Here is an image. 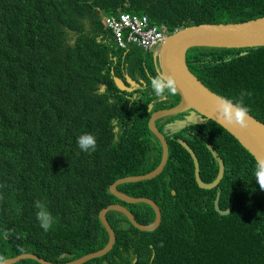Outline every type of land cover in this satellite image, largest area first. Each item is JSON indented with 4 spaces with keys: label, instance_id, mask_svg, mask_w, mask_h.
Here are the masks:
<instances>
[{
    "label": "trees",
    "instance_id": "1",
    "mask_svg": "<svg viewBox=\"0 0 264 264\" xmlns=\"http://www.w3.org/2000/svg\"><path fill=\"white\" fill-rule=\"evenodd\" d=\"M98 9L108 15L119 10L145 15L163 26L166 33H172L202 22H236L263 16L264 0H0V217L8 211L6 207L17 206L12 214L16 224L27 217L39 224L34 197L43 196L52 203L61 200L73 209L76 201L92 189L102 196L99 211L118 201L108 192L112 182L149 171L159 163V158L141 162L139 171L135 158L141 155L134 152L145 140L150 148L148 104L154 92L149 89L141 98L143 103L120 94L125 101L122 105L113 95L119 88L112 69L115 75L122 76L125 71L134 75L131 69L138 61H146L141 52L151 53L136 44L126 49L116 47ZM87 22L102 39L94 45L79 40L85 50L78 56L82 64H69L61 54L67 28L71 24L80 29ZM244 51L248 52L241 55ZM187 62L210 89L233 103L242 97L248 112L264 121V46L192 47ZM226 67L240 75L235 77L231 71L225 74ZM101 84L107 85L105 93L99 92ZM115 126H120L118 140L113 138ZM198 127L202 134L194 132L182 138L198 155L206 181L218 174L206 144L212 143L223 156L229 169L220 184V205L227 208L235 196V208L226 215L216 211L217 189L198 186L189 152L178 140H170L171 160L161 175L120 186L133 196L153 197L162 209L161 224L155 231H140L112 212L117 244L107 255H111L109 264H134V254L139 257L135 264H148V258L137 250L150 242L156 244L159 256L152 264H264V191H260L264 189V172L218 123L209 120L192 126L194 130ZM190 130L182 129L176 136ZM85 132L97 139L95 151L90 153L80 152L75 143L76 137ZM245 164L259 172V186L258 174H249ZM169 181L189 183L197 191L192 196L181 193L185 202L172 207L166 201ZM128 207L143 223L155 219L154 208L146 203ZM97 222L102 228L99 219ZM95 232L105 235L106 243L104 229ZM63 238L64 233H57L52 226L43 231L41 239L33 241H42L36 253L55 260ZM16 253L10 240H0V259Z\"/></svg>",
    "mask_w": 264,
    "mask_h": 264
},
{
    "label": "clouds",
    "instance_id": "2",
    "mask_svg": "<svg viewBox=\"0 0 264 264\" xmlns=\"http://www.w3.org/2000/svg\"><path fill=\"white\" fill-rule=\"evenodd\" d=\"M65 6L68 7V4H66ZM97 11L99 12L101 22L103 24L104 29L109 32L108 36L111 37L114 45L118 48L126 49L131 44H135L134 42L127 41L128 31H126V30L122 31L120 29H117L114 25L111 24V20L113 18H120V16L122 14H130L132 16H137V17H147L149 20V26L155 27L163 33V35H164L163 38L160 41L154 43L150 48L146 49L143 46L136 44L138 47L142 48L145 52L151 53L153 64H154L153 59L156 62V66H157V71L155 70L156 71V77H153L151 79V89L154 92V94L156 96H161L164 94L163 97H167L165 102L169 101V102L173 103L175 101L174 105H172L171 107L158 109V110L153 111L152 113L150 111L152 110L154 105L149 102L150 104H152V105L148 104V111L150 112V118L157 111L169 110V109L177 106L181 102L182 97L175 90L174 81L170 77L161 76L162 63H161L160 54H159V50H160V48L164 42V39L167 38V36L171 35L173 32L172 33H166L164 31L163 26L152 23L150 18L148 16H145V15H137V14L130 13V12H124L122 10H119L117 13L109 14V15L103 13L102 9H98ZM259 17H261V16H259ZM256 18H258V17H256ZM252 19H255V18H252ZM236 22H242V21H236ZM202 23H207V22H202ZM210 23H213V22H210ZM178 29H180V28H178ZM178 29H176V30H178ZM101 39H102V36L97 34L95 27L92 24H90L89 22H87L86 25L84 27H81L80 29H77L76 26H72L70 24V26L67 28V32H66V41L64 42V44L61 47V54H62L64 60L66 62H68L69 64L77 63L78 65H81L82 62L78 60V56H80L81 54H84L85 50L79 44V40L94 45L95 43L97 44L98 42H100ZM254 47H259V46H254ZM233 48H237V47H233ZM239 48H245V47H239ZM247 52L248 51H244V52H241L240 54L244 55ZM187 54H188V52H187ZM113 59L116 61L117 57H113ZM143 62H145V61H143ZM186 64L188 66L190 73L194 77H196V79L198 81H200L204 86L209 88L204 83V81L202 79H200V77L197 73V70L196 69L193 70L190 67L187 60H186ZM146 65H147V63H146ZM123 67H124V65H122V68ZM148 67H150V66H148ZM231 68L234 69L235 66H232ZM232 69H230V68L227 69V67H226L225 74L229 73L231 71V73L235 77L240 75L236 70H232ZM125 73H127V75H125ZM112 74L114 75L115 83H116V78H118V79H121L125 85V87L123 89H121L116 83V86L119 88V91L113 92V95L118 99V103L120 105H122L125 102L119 96L120 94L123 95L125 98H129L131 100H136V98L139 100V97L141 95L140 96L138 95L137 97L134 96L135 93L140 91L138 88L137 89L133 88V86H136V82H137L135 74L130 75L127 71H125L122 76L115 75L114 69H112ZM222 77L223 76H221V78ZM128 78H130L131 81H128ZM137 83H139V82H137ZM140 85H142V83H140ZM106 90H107V85L101 84L99 92L105 93ZM210 90H212V89H210ZM212 91L215 92L217 95H220L216 91H214V90H212ZM130 93H133V94H130ZM168 93H172V94L168 95ZM223 98H225V97H223ZM225 99H227V98H225ZM160 101H161L162 106H158V107L165 106L162 104L164 101H162V100H160ZM228 101H230V100H228ZM72 104L70 106H72ZM167 104H169V103H167ZM183 113H186V116L184 118H181V119L176 118L172 122L164 124V127H165L164 131L160 130V128L157 126L156 121L161 120V122L163 124L164 121L162 119L170 117L171 114L156 118L155 125H156L158 131L162 134L163 139H161L157 133L153 132L150 129V126H149L150 118H149V120H148V126H149V130H150L149 138L152 141L150 143V148L148 149V142L145 140L140 146H138L135 149V151H134L135 155H138V154L141 155L139 158H135V159H136V163L139 166V171H140L141 162H143V163L154 162L156 159L159 158V163L157 164L156 167H154L153 169H151L149 171H146L143 173H138V174L123 176V177L116 179L114 182H112L108 187V192L111 195H113L114 197H116L118 199V201L112 202V203L108 204L107 206L102 207L98 211V209L102 203V196L99 192H96L95 190H92V189H89L88 195L82 196V197H80V199H78L76 201L73 209L70 208L69 206H66L61 200L57 201L56 203H52L51 200L46 199L43 196H41V198L34 197L33 206L37 210L36 211V220L38 221L39 224L31 221L28 217L21 224L14 223L12 220V214H13V212L17 206L6 207V209L8 211L6 212V214L4 216L0 217V240H10L12 250L16 251L17 253L13 256H7V257L0 259V264H42L41 259L47 260L53 264H109L110 260H111V255H109V256H107V255L114 249L115 245L117 244V232H116L115 227L112 224V212H115V215H114L115 218H119V216H116V213L121 214L124 219H128L129 222L135 228L139 229L140 231H145V232L155 231L160 226L161 221L154 230H145V229L137 226L135 223L133 224L132 220H130V218L127 216V214L125 212H123L122 210L111 209V210L106 212L105 217H106V222L114 231L115 242H114L113 246L108 251H105V252L100 254V252L103 251L104 248L108 246V244L110 243L111 237H112V232L110 231L109 227L107 225H105L102 221L101 211H103V210H105L108 207L113 206V205L115 207H118V208L125 207L132 214L136 223H139V224L144 225V226H150L155 222L156 216H155V219L150 223H143V222L139 221V219L136 217L135 213L132 212V210L128 207V204H136L137 205V204L146 203V204L150 205L149 203L143 202V201L127 202L125 200H122L120 198V196H118L115 192H113L111 190V187L120 180L147 175V174L155 171L156 169H158V167L162 164V161L164 158V141L166 140L167 145H168V156H167L166 162H165L162 170L158 174H156L155 176H153L151 178H144L141 180H134V181H123V182H120L116 185V191L118 193L130 198V199L145 197V198H150L156 202V200L149 195L133 196V195L123 191L122 189H120V186L123 184H132V183L142 182V181H146V180H151V179H154V178L158 177L159 175H161L165 171L169 161L171 160V155H170L171 143H170V140H173V139L178 140L179 144L182 145V147L186 150H187V148L185 146H187V144H188L189 147L191 148V150H193L195 152V150L192 148L190 143L187 140H184V138L171 137L172 134L175 133V130H176L175 126L179 125L180 128H183V129L190 127V129L196 133V130H194L192 128V126L203 125L207 121L212 120V119H207L205 122L199 123V124L192 123L190 121H187L186 117L191 116L192 114L199 116L200 113H198L197 110L194 109L193 107H190L189 109H186L182 112H179L178 114H183ZM178 114H176V115H178ZM247 114H250L252 117L257 118L256 116H254L253 114L248 112V107L246 105H244L242 97L239 98L235 103H233L232 101H230V102L222 101L217 106L218 118L223 120V121H226L228 123L235 122V123L243 126L244 122L246 121ZM176 115H172V116L174 117ZM257 119L264 123V121L260 120L259 118H257ZM176 120H182V121H187V122L180 124V123H176ZM114 122L116 123V121H114ZM220 126L223 129H225L222 125H220ZM225 130L228 133H230L227 129H225ZM114 131L116 132V134L114 135L113 138H114V140H118V138H119L118 133L120 132V126H115ZM25 133H26V131H25ZM193 134L194 133H191V132L185 133L184 137H187L189 135L192 136ZM29 135L31 136V134H29ZM166 135H168V136H166ZM146 136H147V132H146ZM232 136H234V135H232ZM234 138L238 141V143L246 151H248L250 153V151L235 136H234ZM75 143H76L77 148L80 150V152L90 153V152L95 151L97 139L93 134L85 132V133H82L76 137ZM209 145L212 147L211 149H209V147H208ZM206 146L212 153V159L210 161L211 162L215 161L217 163L218 174H219V169H220V163L218 161L219 157L223 160V162L225 164V172H224L223 177L221 178L218 185H216L213 188H203V189H214V188H216L217 189V195L214 199V206H215L216 198L219 194L218 204H219L221 209L226 210L229 208V206L227 208H222L220 205V199H221V194H222V188H221L220 184H221V181L223 180V178L226 174V171L229 169V167L227 166L223 156L220 155V153L214 148V145L212 143L208 142L206 144ZM213 151L216 152V156L213 155ZM195 154H196V152H195ZM189 155H190V157L193 161V164H194V179H195V182L198 184L197 179H196V171H197L196 170V163L193 160L190 152H189ZM250 155H252V157H254L255 161L258 163L257 165L264 172V167L260 164V162L256 159V157L252 153H250ZM196 156H197V160H198V170L200 171V176H201L202 180L206 183L214 181L217 178L218 174L215 177V179H213L212 181H206L203 179L202 174H201V171H202L201 162H200V159H199L197 154H196ZM244 167L247 169L249 174H251L254 171V170L249 169L246 166V164L244 165ZM107 169H109V167H107ZM256 174H258V177H257L258 183L255 181L256 187H257L260 185L259 184V178L260 177H259V172L257 173L254 171V176ZM170 177H172V175H170ZM200 188H202V187H200ZM196 191H197V189L194 188V186H192L189 183H185L182 185V184H178L175 181H169L167 186H166V192L168 193V197H167L166 201L172 207L181 206L185 201H184V198L180 197V194L185 193L187 195L190 194L192 196ZM260 191H264V189H262ZM233 198L234 197H231V201H230L231 202L230 206L232 205V207H233ZM156 204L159 206V204L157 202H156ZM159 209L161 212V220H162V209L160 206H159ZM215 209H216V207H215ZM231 211H232V209H231ZM97 212H98V216L96 215ZM217 212L220 213L219 211H217ZM155 213H156V211H155ZM221 215H226V214H221ZM98 219H99V222H100L102 228L106 232V235H107L106 243H105V235H99L98 233L95 232V229L97 230V232L102 230V228H98V222H97ZM126 225H128V224H126ZM52 226L54 227V229L56 230L57 233L59 231H62L64 233V238L62 240L63 245L61 246V248L58 251V256L56 257L55 260L51 261V260H48V259L40 256L38 253H36L39 250L40 245L42 246V244H41L42 241L41 242L36 241L34 243H33V241L35 239H41L43 231H45V232L49 231L50 228H52ZM137 251L141 252L142 254H144L148 258V264H152L155 261V259L159 257L158 251L156 248V244L154 242L148 243V245L144 249H140ZM138 260H139L138 254H134L133 263L134 264L137 263Z\"/></svg>",
    "mask_w": 264,
    "mask_h": 264
},
{
    "label": "water",
    "instance_id": "3",
    "mask_svg": "<svg viewBox=\"0 0 264 264\" xmlns=\"http://www.w3.org/2000/svg\"><path fill=\"white\" fill-rule=\"evenodd\" d=\"M205 46V47H254V46H264V16L250 19L242 22H219V23H199L188 25L180 28L173 32L171 35L164 39V42L159 50L160 60L162 63V73L161 76L170 77L174 81L175 90L181 95V102L169 109L164 111L155 112L150 120V129L157 133L158 136L163 139L162 134L158 131L155 120L156 118L165 115H176L190 107L197 110L198 113L204 115V118L198 119L195 114L187 116V121H194L195 123H203L207 119H212L222 125L227 129L232 135H234L249 151L252 153L260 164L264 167V123L259 121L257 118L252 117L247 114L246 121L243 126L235 122L228 123L218 118L217 116V106L220 102H230L220 95L204 86L200 81L194 77L186 64L187 52L192 47ZM128 81H131L128 78ZM117 85L123 89L125 87L124 82L121 79L116 78ZM152 105V104H150ZM152 107V106H151ZM187 121L177 120L176 123H186ZM187 150L191 153L193 160L196 163V179L198 185L202 188H213L219 184L223 174L225 172V164L223 160L219 157L218 161L220 163L219 174L217 178L209 183L202 180L200 176V171L198 170V160L195 152L191 150L189 145L185 146ZM209 149L212 147L209 145ZM213 155L216 156V152L213 151ZM168 156V145L167 141H164V158L162 164L155 171L143 175L137 176L135 178H127L118 181L111 187V190L115 192L122 200L127 202H147L156 211V220L150 226H144L135 222L132 214L125 207H115L110 206L107 209L101 211L102 221L107 225L112 232V237L110 243L104 248L103 253L108 251L115 242L114 231L106 222V212L111 209H120L127 214V216L132 220V223L145 230H154L161 221V212L159 206L156 202L150 198H128L116 191V185L123 181H134L141 180L144 178H151L158 174L167 159ZM219 194L215 201L216 210L221 214H227L231 211L232 205L228 209L223 210L220 208L219 204ZM42 264H53L47 260L41 259Z\"/></svg>",
    "mask_w": 264,
    "mask_h": 264
},
{
    "label": "flooded vegetation",
    "instance_id": "4",
    "mask_svg": "<svg viewBox=\"0 0 264 264\" xmlns=\"http://www.w3.org/2000/svg\"><path fill=\"white\" fill-rule=\"evenodd\" d=\"M153 62H154L153 68L152 67H148L145 62L138 61L137 66L135 68L131 69V71L133 73H134V70H135L136 80H137V82H139V83H137L135 81L136 82V86H133V88H136V89L138 88L140 90L137 93H135L134 96L137 97L138 95H141L139 97V102H141V103L145 102V100L143 101L141 99L144 96V94L147 93V91H149V89L152 90L151 89V79L153 77H156L155 70L157 71V66H156V62H155L154 59H153ZM125 75H127V73H125ZM140 83H142L143 86L140 85ZM130 94H133V93H130ZM163 96H164V94L161 95V96H156L155 94L151 96V102L150 103H152L154 105L153 108H152V110L150 111L151 113L153 111H155V110H158V109L171 107V105H169L168 107H158V106H162L160 100L164 101L162 103L163 105H166L167 103L171 104V102H169V101L168 102H165L166 99H167V97H163ZM185 116H186V113H183V115L178 114V115H176L174 117L173 116H170L168 118L162 119L164 121L163 124H162L161 120L156 121V123H157V126L160 128V130H163L164 131V128H165L164 127V124L170 123L173 120H175L176 118H179V119L184 118ZM199 116L200 117H197L198 119L204 118L202 115H199ZM192 122H194V121H192ZM175 129L177 131L175 130V133H173L171 137H175V138H182V136L184 137V134L183 133L180 134V136H176V134L178 132H180L183 128H180L179 125H176L175 126ZM190 132L191 133H194L193 130H190ZM200 134H202V131L198 127L197 130H196V135L199 136ZM166 136H168V135H166Z\"/></svg>",
    "mask_w": 264,
    "mask_h": 264
},
{
    "label": "built area",
    "instance_id": "5",
    "mask_svg": "<svg viewBox=\"0 0 264 264\" xmlns=\"http://www.w3.org/2000/svg\"><path fill=\"white\" fill-rule=\"evenodd\" d=\"M111 24L117 29L128 31L127 41L138 42V45L146 49L160 41L164 36L157 28L149 26L147 17L122 14L120 18H113Z\"/></svg>",
    "mask_w": 264,
    "mask_h": 264
},
{
    "label": "rangeland",
    "instance_id": "6",
    "mask_svg": "<svg viewBox=\"0 0 264 264\" xmlns=\"http://www.w3.org/2000/svg\"><path fill=\"white\" fill-rule=\"evenodd\" d=\"M141 55H144L146 57V61L145 62L147 63L148 66H151V59H150L151 56H149L147 54L145 55L144 52H141ZM183 134H185V133H183ZM116 216H119L120 218L123 219V216L121 214H119V213H116Z\"/></svg>",
    "mask_w": 264,
    "mask_h": 264
},
{
    "label": "bare ground",
    "instance_id": "7",
    "mask_svg": "<svg viewBox=\"0 0 264 264\" xmlns=\"http://www.w3.org/2000/svg\"><path fill=\"white\" fill-rule=\"evenodd\" d=\"M137 14V13H136ZM135 44H137L138 45V42H136ZM113 57V56H112ZM115 66V65H114ZM126 66V65H125ZM134 74H135V70H134ZM94 95H96V94H94ZM181 115H183V114H181ZM200 115H202V114H200ZM203 117H204V115H202ZM192 123H194V122H192ZM5 160H7V158L5 159ZM16 163V162H15ZM16 167V166H15ZM9 177H10V175H9ZM8 178V177H7ZM239 180V179H238ZM6 181V180H5ZM4 183H6V182H4ZM7 184V183H6ZM8 185H11L10 183H8ZM240 186H242V185H240ZM239 186V187H240ZM239 187H237V188H239ZM22 188V187H21ZM46 188V187H45ZM34 189V188H33ZM41 190V189H40ZM240 190V189H239ZM246 190V189H245ZM242 191V190H241ZM244 191V190H243ZM35 193V192H34ZM235 195L236 194H238L237 192L236 193H234ZM217 195V194H216ZM32 197V196H31ZM235 197V196H234ZM51 198V197H50ZM236 198V197H235ZM237 198H238V196H237ZM240 199V198H239ZM238 199V200H239ZM34 200V199H33ZM237 200V201H238ZM240 201V200H239ZM228 206V205H227ZM33 207V206H32ZM233 207H234V205H233ZM235 208V207H234ZM18 209V208H17Z\"/></svg>",
    "mask_w": 264,
    "mask_h": 264
}]
</instances>
